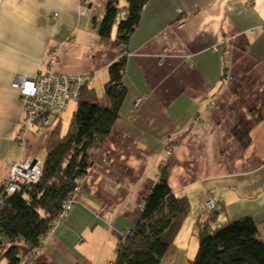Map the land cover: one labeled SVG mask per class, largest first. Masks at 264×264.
Returning <instances> with one entry per match:
<instances>
[{
	"label": "crops",
	"instance_id": "obj_1",
	"mask_svg": "<svg viewBox=\"0 0 264 264\" xmlns=\"http://www.w3.org/2000/svg\"><path fill=\"white\" fill-rule=\"evenodd\" d=\"M90 1L85 13L82 0H37V38L9 35L0 42L6 55L0 69V184L23 155L17 134L25 114L15 77L45 73L55 47V71L91 73L83 96L108 106V67L126 55L128 92L120 118L104 145L90 150L81 191L44 238L40 258L47 264H112L165 162L171 189L190 199L186 219L195 227L215 208L216 221L252 216L264 240V0H148L126 45L115 42L126 0H118L108 38L100 27L109 0ZM76 102L64 112L73 106L74 112ZM238 125L250 132L247 147L234 134ZM53 128L38 132L32 124L28 151L38 157ZM210 199L213 208L206 205ZM175 242L160 264L192 259ZM19 251L25 258L26 246Z\"/></svg>",
	"mask_w": 264,
	"mask_h": 264
},
{
	"label": "trees",
	"instance_id": "obj_2",
	"mask_svg": "<svg viewBox=\"0 0 264 264\" xmlns=\"http://www.w3.org/2000/svg\"><path fill=\"white\" fill-rule=\"evenodd\" d=\"M148 0H126L127 17L118 25L115 42L127 44L138 27ZM118 11V0H109L100 34L111 35ZM126 55L112 62L104 91L110 104L96 97L83 96L82 89L67 131L62 121L55 123L42 163V175L35 183L0 196V264H47L37 253L44 238L55 227L64 206L73 196L76 179L88 173L92 161L90 150L106 142L116 121L128 89L124 83ZM236 138L243 147L251 142L250 132L238 125ZM170 163L159 170L158 180L145 196L140 220L118 241L112 264H160L169 253L186 217L191 202L185 194L175 193L169 184ZM219 211L212 210L205 222H196L198 251L188 264H264V240L252 216L216 224ZM27 248L26 257L19 246Z\"/></svg>",
	"mask_w": 264,
	"mask_h": 264
},
{
	"label": "built area",
	"instance_id": "obj_3",
	"mask_svg": "<svg viewBox=\"0 0 264 264\" xmlns=\"http://www.w3.org/2000/svg\"><path fill=\"white\" fill-rule=\"evenodd\" d=\"M90 0H82L81 8L85 13L91 9ZM58 59V48H51L47 58L48 70L43 74L34 77H27L22 74L14 79L13 86L19 89L21 94V107L25 114V120L17 134V139L23 149L22 157L12 164L8 177L2 182L4 193L17 191L21 186L35 183L42 175V163L37 156L28 151L27 131L32 124H38V132L53 126L59 119L60 114L66 110L69 101H77L80 98L82 89L89 82L91 73L64 74L55 71L54 67ZM143 97L136 99V104L142 101ZM214 104V101L212 102ZM85 177V176H84ZM83 178L76 179V186L73 197L64 206L59 219L71 210L75 197L80 193ZM4 204V194L0 196V209ZM213 205L210 199L207 203ZM211 208V207H209ZM52 231L49 230L47 234ZM42 248L38 249L37 253Z\"/></svg>",
	"mask_w": 264,
	"mask_h": 264
},
{
	"label": "clouds",
	"instance_id": "obj_4",
	"mask_svg": "<svg viewBox=\"0 0 264 264\" xmlns=\"http://www.w3.org/2000/svg\"><path fill=\"white\" fill-rule=\"evenodd\" d=\"M36 8L37 0H0V42L9 35H13L19 40L37 38ZM5 62L6 55L4 52H0V69L4 67Z\"/></svg>",
	"mask_w": 264,
	"mask_h": 264
},
{
	"label": "rangeland",
	"instance_id": "obj_5",
	"mask_svg": "<svg viewBox=\"0 0 264 264\" xmlns=\"http://www.w3.org/2000/svg\"><path fill=\"white\" fill-rule=\"evenodd\" d=\"M126 17H127V15H126ZM125 17V18H126ZM100 89H97V91H99ZM73 104H74V102H73ZM76 104H77V102H76ZM70 105H72V102L70 103ZM74 107V106H73ZM73 107H71V108H69V110H68V112L66 113V112H62L63 114H62V117H63V120H62V125H61V130L62 131H67V129H68V127H69V124H70V121H71V114H72V112H73ZM70 110H72V112H71V114H70ZM70 114V115H69ZM60 117V116H59ZM59 121V119L57 120V122ZM56 122V123H57ZM55 125V124H54ZM53 125V126H54ZM46 148L45 149H43L39 154H38V158L40 159V160H44V158H45V154H46ZM73 197V196H72ZM77 197V196H76ZM76 197H75V199H76ZM209 201V200H208ZM207 201V202H208ZM206 202V203H207ZM212 202H213V205L212 206H209V207H211V208H213L214 207V205H215V203H214V201L212 200ZM207 205V204H206ZM207 207H208V205H207ZM208 207V208H209ZM222 218H224V216L223 217H221V218H219L218 219V221H216V224H220V223H222V222H224V221H222ZM190 216L184 221V223H183V225H182V228H181V231H180V233L176 236V245H178L179 247H184V249L186 250V252L188 253V255L190 256V257H192V258H194L195 257V255H196V253H197V251H198V236H197V234L194 232L195 230H194V227H195V224H194V221L191 223V221H190ZM191 225V226H190ZM175 244H173V246H174ZM111 260V259H110ZM112 261H113V259H112ZM187 261H188V259H187Z\"/></svg>",
	"mask_w": 264,
	"mask_h": 264
}]
</instances>
